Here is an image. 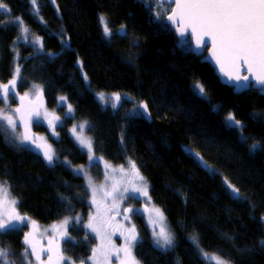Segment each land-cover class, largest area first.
<instances>
[{"label": "trees", "instance_id": "trees-1", "mask_svg": "<svg viewBox=\"0 0 264 264\" xmlns=\"http://www.w3.org/2000/svg\"><path fill=\"white\" fill-rule=\"evenodd\" d=\"M4 2L11 12L0 10V82L11 81L20 66L17 91L41 86L45 104L64 118L55 141L59 158L87 163V152L70 133L75 123L86 121L99 157L115 165L134 161L149 181L152 201L164 210L176 243L161 251L141 223L135 255L142 264H209L193 245V235L203 249L231 257L234 264H264V150L250 147L264 144L261 91L237 93L222 83L213 66L194 53L192 39L178 38L164 18L173 6L159 0H37L39 16L29 0ZM161 4L167 12L158 19L155 13L165 8ZM100 16L108 19L114 38L104 37ZM18 17L30 35L43 38V51L17 39L13 21ZM122 25L124 33L118 31ZM77 61L83 62L82 70ZM197 83L205 86L207 98L197 93ZM99 93H120L123 99L113 108L111 99L110 105L98 99ZM61 96L72 104L73 116L58 105ZM141 101L149 105L150 120L133 115ZM0 109L9 108L0 103ZM230 113L243 123L247 144L238 130L226 126ZM60 159L49 165L39 151L16 146L0 131V180L7 181L19 210L43 224L81 216L82 224L69 227L73 239L61 242L64 254L79 264L98 244L83 227L92 211L91 193L85 179ZM94 167L101 175V165ZM224 178L241 190L240 199L227 190ZM22 241L20 232L0 235V246L17 257Z\"/></svg>", "mask_w": 264, "mask_h": 264}, {"label": "snow or ice", "instance_id": "snow-or-ice-1", "mask_svg": "<svg viewBox=\"0 0 264 264\" xmlns=\"http://www.w3.org/2000/svg\"><path fill=\"white\" fill-rule=\"evenodd\" d=\"M32 6L33 14L39 16V4L37 0H29ZM55 3V0H52ZM175 8L171 9V14L166 15L167 19L175 26L181 37L191 35L195 40L197 49H205L206 40L210 38L211 57L219 66L220 72L227 77L229 82L234 83L238 88L255 89L259 87L264 92V0H174ZM161 6H163L161 4ZM0 10L11 12V8L4 0H0ZM155 16L161 18V13L156 12ZM41 21L43 20L40 17ZM102 26L103 35L107 39L115 37L112 27L105 16L99 17ZM13 23L19 29L20 35L18 40L22 39L25 43L37 45L39 50H44L43 38L30 35V29L24 25L22 18H16ZM46 23V22H45ZM126 25H122L118 30L124 33ZM70 39V38H68ZM47 55L52 56L49 52ZM81 70L83 62L77 61ZM20 66L15 68L14 78L5 84H0V103H7L10 96L16 95L17 79L20 78ZM85 81L88 80L87 74L82 71ZM36 89V99L40 103H33L31 100L24 104L25 96H20L22 107L12 109H0V130H7L11 133V143L16 146L34 145L49 165L55 164L60 158L50 144L43 137H36L31 131L33 118L39 119L44 117L47 119L48 114L44 109L42 96L43 89L39 85L34 86ZM197 93L207 98L205 86L202 83L194 85ZM61 103L67 107L66 115L73 112L71 104H67V97L61 96ZM98 99L105 104L110 99H114L115 103L111 107L115 108L123 99L120 94H112L111 97L104 93L98 94ZM14 113V114H13ZM133 115H147L150 117L149 105L146 102H139L133 112ZM264 119V118H262ZM18 121L22 126V131L18 132ZM60 118L53 116L48 119V125L53 135L56 132V122ZM226 126L236 129L241 134L243 143L247 144V137L243 135L244 125L236 118L234 114L226 117ZM89 128L88 122H82L73 126L71 129L75 139L80 146L87 150L89 164L94 161L102 160L98 157L93 149V140L85 135V129ZM79 129V131H78ZM40 140V143H37ZM121 143H124L123 133L121 134ZM252 150H264V144L255 142L251 144ZM197 161L211 173H215V169L204 159L199 152L188 149ZM75 174L82 176L87 181V186L91 191V203L96 207V213L91 215L87 223L83 227L89 229L98 238L100 243L91 249V255L87 260L80 258L79 264H112V258L116 257L118 264H142L137 258L134 250L139 245L141 237L136 230L135 225L127 226L124 222L130 221L134 213L141 210L127 206L120 211L121 204L125 200L137 199L138 196L147 198L151 202L149 195L148 183L145 177L140 173L134 161H129V171L126 173L128 179L125 181L124 187L113 184L110 190L104 192L102 201L96 199L97 189L94 186L92 177L89 174L88 167L79 165L73 167L70 160L63 161ZM106 168H112L110 164L105 162ZM125 166L120 165L119 170L124 172ZM115 171L116 169H112ZM224 184L227 190L234 198L242 197L241 190L224 178ZM69 208L71 201L68 197H61ZM108 206H103V205ZM19 202L10 197L9 186L7 181L0 180V235H7L12 232H20L23 234L22 251L17 257L16 254L8 246H0V264H77V260L64 254L61 242L64 240H72L73 237L68 232L69 225L82 224L80 215L65 216L60 222L52 226L54 235L44 246L36 240L35 233L37 223L26 214L19 211ZM143 211L148 214L149 223L152 230V238L154 245L163 252L173 249L175 246V235L171 231L167 223V218L161 208L152 205L149 208L146 203ZM116 216H121L120 221L116 220ZM261 221L264 222V216ZM31 226L32 230L24 233L23 229ZM119 234L123 238V244L117 246L113 240V236ZM87 238V237H85ZM193 245L200 251L202 258L206 261H212L213 264H234L231 257L225 255L209 254L200 249L199 240L196 235L190 237ZM232 240L231 236L227 237ZM264 244V240L261 241Z\"/></svg>", "mask_w": 264, "mask_h": 264}, {"label": "rangeland", "instance_id": "rangeland-1", "mask_svg": "<svg viewBox=\"0 0 264 264\" xmlns=\"http://www.w3.org/2000/svg\"><path fill=\"white\" fill-rule=\"evenodd\" d=\"M165 6L163 5V6H160V8H164ZM167 12V8L165 7L164 8V10H162V9H160V13L161 14H165ZM5 83H8V82H5ZM5 83H3V82H0V84H5ZM35 85H37V84H35ZM35 85H33L30 89H28V90H23V91H21V93L19 92V91H17V88H16V90H15V92H17L18 94H21V95H23V96H25V94H27V98H32V99H34L35 101H38L37 99H36V95H35V93H36V89H35ZM40 86V85H39ZM116 94H118V93H116ZM120 94V93H119ZM112 96V95H111ZM122 96V95H121ZM97 97H98V95H97ZM123 97V96H122ZM125 97L126 98H130L131 96L130 95H128V94H126L125 95ZM39 103H40V101H38ZM42 102H43V106H44V109H46V111H47V114H48V117H47V119H45L43 116L42 117H40L39 119H37V118H33V121H32V125H31V131H32V133L36 136V137H43L45 140H46V142L47 143H49L51 146H52V148L55 150L56 149V144H55V141H57L58 139H59V129H58V127H60L62 124H63V122H64V118H63V115L61 114V113H58L57 111H56V109L55 108H53V107H50V106H47L46 104H45V101H44V98H43V96H42ZM111 102L112 103H115V101H114V99H111ZM66 103L67 104H71L69 101H68V99H67V101H66ZM121 103V101L117 104V106L119 105ZM3 105L4 106H7L9 109H12V110H14V109H16V108H18V105H17V103H15L14 104V101H13V96H10V98H9V100H8V102L7 103H3ZM58 105L59 106H61V105H64L63 103H61V101H60V99L58 100ZM72 105V104H71ZM106 105H110V104H106ZM65 106V105H64ZM116 106V107H117ZM73 107V106H72ZM115 107V108H116ZM67 107H66V113H67ZM14 114V113H13ZM73 114H74V108H73V112L70 114V115H67V116H73ZM53 116H56V117H59L60 118V121L59 122H56V132L58 133V135H53L52 133H51V129H50V127H49V125H48V119H52V117ZM82 122H85V121H82ZM82 122H77V123H75L73 126H76V125H79L80 123H82ZM88 125H89V122H88ZM73 128V127H72ZM71 128V129H72ZM71 129H70V133H71V135L73 136V138L75 139V137H74V135H73V133H72V131H71ZM23 129H22V127H21V125L19 124V121H18V127H17V131L18 132H20V131H22ZM0 131H2L5 135H6V137H7V139H9L10 141H11V133L9 132V131H7V130H0ZM78 131H79V129H78ZM85 135H87V136H89V137H91L90 136V134H89V132H88V128H86L85 129V133H84ZM92 138V137H91ZM93 140V139H92ZM75 141L78 143V145L80 146V144H79V142L75 139ZM41 141L40 140H37V143H40ZM24 147L26 146V147H29V148H34L35 146L34 145H23ZM81 147V146H80ZM82 148V147H81ZM93 149H94V144H93ZM82 150H84L85 152H87V150L86 149H84V148H82ZM57 153V152H56ZM58 155V154H57ZM97 155V154H96ZM98 156V155H97ZM99 157V156H98ZM62 160V162L63 161H65V160H69L68 158H63V159H60V161ZM105 162H107L108 164H110L111 166H112V168H106L105 167ZM95 163H99L100 165H101V167H100V172L102 171V173H101V175L100 174H98L97 173V171H96V168L94 167V164ZM72 165H73V167H76V166H79V165H85L86 167H88V170H89V174H90V176L92 177V179H93V182H94V186L96 187V189H97V193H96V199L98 200V201H102L103 200V198H104V192L106 191V190H110L111 188H112V186H113V184H116L117 186H119V187H124L125 186V181L128 179V176L126 175V173L129 171V167H130V165H129V163H127V164H125L124 166H125V169H124V172H121L120 170H119V166L120 165H115V164H112V163H110V162H108V161H106V160H97V161H94L91 165L89 164V160L87 159V163H84V164H79V163H72ZM137 166V165H136ZM116 169L115 171H113L112 169ZM138 168V167H137ZM140 173L142 174V172L140 171ZM143 175V174H142ZM144 176V175H143ZM145 177V176H144ZM84 178V177H83ZM85 179V178H84ZM146 179V178H145ZM147 180V179H146ZM85 181H86V179H85ZM147 183H148V189H149V195H150V183H149V181L147 180ZM86 184H87V181H86ZM9 186V185H8ZM88 187V186H87ZM90 190V189H89ZM9 193H10V197L11 198H14L13 196H12V193H11V191H10V188H9ZM90 193H91V191H90ZM15 199V198H14ZM91 201H92V195H91ZM148 204V206H149V208H151L152 207V205H155V203L152 201V198H151V202L149 203L148 202V200H147V198H145V197H142V196H138V198L137 199H129V200H125V201H123V203L121 204V207H120V211H121V213H123V208L124 207H127V206H131V207H133V208H136V209H140L141 211L140 212H138V213H134V214H132V216H131V220L130 221H126V222H124L127 226H131V225H135V227H136V230H137V232L139 233V236L141 237V228H140V224L142 223V224H146V226H147V228L150 230V232H151V236H152V230H151V225H150V223H149V219H148V214L147 213H145L144 211H143V209H144V206H145V204ZM91 206H92V211H91V213L89 214V217L91 216V215H94L95 213H96V207L91 203ZM103 206H108V205H103ZM156 207H159V208H161L160 206H158V205H155ZM162 209V208H161ZM20 211V210H19ZM162 211L164 212V210L162 209ZM21 212V211H20ZM22 213V212H21ZM164 214H165V212H164ZM28 216V215H27ZM165 216H166V214H165ZM30 217V216H29ZM88 217V218H89ZM31 218V217H30ZM167 218V217H166ZM32 219V218H31ZM122 219V217L121 216H116V220L117 221H120ZM32 220H34V219H32ZM88 220V219H87ZM142 220V221H141ZM36 221V220H35ZM60 221H58V222H55V223H51V224H43V223H40V222H38V221H36V223H37V230H36V233H35V237H36V240L37 241H39L41 244H43L44 246H47V242H48V240L50 239V238H52V236L54 235V233H53V231H52V226L53 225H56V224H58ZM86 223H87V221H86ZM167 223H168V226L170 227V224H169V222H168V219H167ZM71 225H69V227H70ZM25 229V231H26V233L27 232H29V231H31L32 230V228H31V226L29 225V226H27V227H25L24 228ZM170 229H171V227H170ZM89 230V229H88ZM68 231H69V228H68ZM90 231V230H89ZM171 231H172V229H171ZM91 232V231H90ZM173 232V231H172ZM92 233V232H91ZM97 239H98V244L100 243V241H99V238L94 234V233H92ZM153 239V238H152ZM113 240H114V242H115V244L117 245V246H120V245H122L123 244V238L119 235V234H117V235H115V236H113ZM175 243H176V240H175ZM199 245H200V243H199ZM200 249H202L204 252H206V253H209V254H214V253H210V252H208V251H206L205 249H203L202 248V246L200 245ZM134 253H135V250H134ZM216 255H218V254H216ZM90 262V261H89ZM209 264H213V262L212 261H207ZM90 264H91V262H90ZM112 264H118V260H117V258L116 257H113L112 258Z\"/></svg>", "mask_w": 264, "mask_h": 264}, {"label": "water", "instance_id": "water-1", "mask_svg": "<svg viewBox=\"0 0 264 264\" xmlns=\"http://www.w3.org/2000/svg\"><path fill=\"white\" fill-rule=\"evenodd\" d=\"M159 2L160 3L168 4V5H172L173 6L172 9L175 8L174 0H159ZM170 14H171V12H170ZM167 22L174 29V31H175L176 35L178 36V38H180L182 40H185L188 37H190L192 39V49H193L194 53L196 55L202 56L204 62L210 63L213 66V68L215 69L216 74L218 75V77L220 78V80L222 81V83H224L225 85H228V86L233 87L234 90H235V92H237V93H242L244 91L249 90L247 88H238L234 83L229 82L228 79H227V77H225L220 72L219 66L215 63V60L211 57V52H210L211 40H210V38H205L207 50H205V49H197L196 48V45H195V40H194V38L191 37V35H188V36H185V37H181L179 35L178 31L176 30L175 26H173L170 21L167 20ZM255 89H259V87L255 88ZM261 94L264 96V92H261ZM29 100H31L33 103H39V102L33 101L32 99L26 97L25 98V101H24V104H27ZM19 102H20V106L19 107H22V104H21V101L20 100H19ZM147 117H148L149 120L151 119V117H149V116H147Z\"/></svg>", "mask_w": 264, "mask_h": 264}, {"label": "flooded vegetation", "instance_id": "flooded-vegetation-1", "mask_svg": "<svg viewBox=\"0 0 264 264\" xmlns=\"http://www.w3.org/2000/svg\"><path fill=\"white\" fill-rule=\"evenodd\" d=\"M20 96H23V95L18 94L17 92H16V95L13 96V101H15V102L17 103L18 106H20V102H19V100H20L19 97H20ZM32 100L35 101L34 99H32ZM36 102H37V101H36ZM21 127H22V126H21ZM48 144H49V143H48ZM34 149L37 150L36 147H34Z\"/></svg>", "mask_w": 264, "mask_h": 264}]
</instances>
